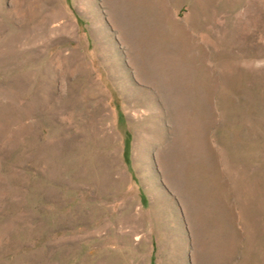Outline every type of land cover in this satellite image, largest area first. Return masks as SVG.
Masks as SVG:
<instances>
[{
	"label": "rangeland",
	"instance_id": "1",
	"mask_svg": "<svg viewBox=\"0 0 264 264\" xmlns=\"http://www.w3.org/2000/svg\"><path fill=\"white\" fill-rule=\"evenodd\" d=\"M206 157L264 264V0H0V264H183Z\"/></svg>",
	"mask_w": 264,
	"mask_h": 264
},
{
	"label": "crops",
	"instance_id": "2",
	"mask_svg": "<svg viewBox=\"0 0 264 264\" xmlns=\"http://www.w3.org/2000/svg\"><path fill=\"white\" fill-rule=\"evenodd\" d=\"M204 164L202 176H191L195 187L182 193L175 206V220L180 233L185 234L182 263L243 264L240 251L244 226L237 216L234 191L229 188L232 179L226 166L217 168L208 157ZM155 255L158 260V251Z\"/></svg>",
	"mask_w": 264,
	"mask_h": 264
},
{
	"label": "bare ground",
	"instance_id": "3",
	"mask_svg": "<svg viewBox=\"0 0 264 264\" xmlns=\"http://www.w3.org/2000/svg\"><path fill=\"white\" fill-rule=\"evenodd\" d=\"M148 14V13H147ZM148 18V17H147ZM140 27V26H139ZM182 33V32H181ZM161 46V45H160ZM132 49V48H131ZM185 56V55H184ZM195 61V60H194ZM190 62V61H189Z\"/></svg>",
	"mask_w": 264,
	"mask_h": 264
}]
</instances>
